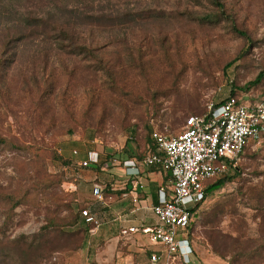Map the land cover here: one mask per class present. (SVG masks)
<instances>
[{"label": "rangeland", "instance_id": "1", "mask_svg": "<svg viewBox=\"0 0 264 264\" xmlns=\"http://www.w3.org/2000/svg\"><path fill=\"white\" fill-rule=\"evenodd\" d=\"M80 1L0 0V137L9 141L0 143V192L25 196L10 215L0 201V264H100L105 241L121 235L93 234L84 225L87 201L73 190L84 171L109 180L129 146L137 158L148 153L152 132L178 134L188 117L232 95L252 102L264 96V77L242 89L264 71V0H221L223 9L211 0H87L86 9ZM61 10V21L81 23L75 31L87 40L113 42L105 50L115 78L86 57L41 44L47 26L11 54L2 48L25 17L49 20ZM71 11L124 21L98 25ZM138 48L144 68L122 62L128 53L138 57ZM89 151L100 154V166L81 167ZM236 169L240 176L202 201L189 229L196 259L210 256L208 264H264V143L249 147ZM52 220L58 230L32 248H6Z\"/></svg>", "mask_w": 264, "mask_h": 264}, {"label": "built area", "instance_id": "2", "mask_svg": "<svg viewBox=\"0 0 264 264\" xmlns=\"http://www.w3.org/2000/svg\"><path fill=\"white\" fill-rule=\"evenodd\" d=\"M151 134L156 145L154 150L150 149L141 158L134 156L114 162L131 176L139 175L142 166L158 167L170 176L171 183L159 192L157 203L151 207L156 222L125 228L121 234H142L159 245L162 251L150 257L153 264H174L178 259L190 264L193 251L189 229L194 209L205 199L206 186L236 170L249 147L264 143V96L258 102L229 96L219 104H211L205 114L188 117L178 134L161 131ZM99 163L100 154L89 151L81 167ZM93 196L103 204V186L94 185ZM81 218L88 231L96 233L100 226L96 214L84 208Z\"/></svg>", "mask_w": 264, "mask_h": 264}, {"label": "crops", "instance_id": "3", "mask_svg": "<svg viewBox=\"0 0 264 264\" xmlns=\"http://www.w3.org/2000/svg\"><path fill=\"white\" fill-rule=\"evenodd\" d=\"M129 151H131L130 155H126L124 160L134 157V150L130 146ZM87 154L82 159L83 161L87 159ZM99 164L96 167L100 166ZM96 167L93 166V168ZM139 169V175L131 176L126 173L125 168L116 167V170L110 171L114 173L109 176L111 178L105 180L107 184L105 181H101L103 178L101 173L88 170L84 171L83 180L73 184V190L79 191V194L83 195L87 201L84 202L86 208L95 213L99 219L98 231H118L122 236L121 230L125 228L140 226L141 224L149 226L156 222L151 207L157 203L159 192L169 187L171 178L158 167L142 166ZM97 184H106L107 190L111 187V192H108L106 196L104 195L103 204L95 200L93 196V187ZM121 236L116 235V237L113 236L105 241V245H103L105 248L97 256V261L100 264H153L150 259L151 255L154 252L162 251L159 245L153 244L145 235H129L137 236L134 240H125ZM206 256L204 255L201 260H197L192 253L189 257L190 264L211 263L210 256ZM174 264L184 263L180 259L178 263L175 262Z\"/></svg>", "mask_w": 264, "mask_h": 264}, {"label": "trees", "instance_id": "4", "mask_svg": "<svg viewBox=\"0 0 264 264\" xmlns=\"http://www.w3.org/2000/svg\"><path fill=\"white\" fill-rule=\"evenodd\" d=\"M13 1V0H10ZM95 2V0H93ZM87 0H81L80 6H86ZM211 3L218 9H223V4L221 2V0H211ZM92 5V9L93 7V2L90 3ZM86 7L84 9H86ZM76 8H79V6L77 5ZM64 12L61 10L59 13V16L57 14H55V16L51 15L49 17L46 18H42V17H31V16H27L24 19V24H19V25H13V31H17L18 33H13L12 36H7L8 38L5 39L4 42H2V48L4 47L5 50L7 51V53H13L12 49L13 47L17 44V42H22L27 38H34L31 35H36L35 33H38L40 29H45V26H47L48 31L47 32V37L40 39L41 44L44 42H47V47L48 48H60L62 51L68 53L69 55L72 56H83L86 57L85 59L87 61L92 62L95 65V69L98 70H102L104 72H106L109 76V78L111 77L112 79L115 78L113 76L114 71H113V66H112V61L109 60V51L105 50V48L108 45L113 44L112 41L108 40L107 43H102V44H95L92 41L87 40L85 37L81 36L79 33H77L75 31L77 25H81L77 24L78 22L75 23V21H73L70 17L68 20H66V22H62L60 19V16H62ZM74 13H77V17L81 20H84L85 18L89 19L91 22L95 23L99 25V23L102 22H108V24H112V26H114L113 24L115 22L121 23L124 21V18L121 17L119 19V17L116 18H112V16L110 14H107L106 12H99L98 14H93V15H85L83 13H81L80 11H71L70 14H72V16H75ZM78 13H80L81 15H78ZM51 17H53V22H50ZM83 18V19H82ZM52 21V20H51ZM89 21V22H90ZM122 24V23H121ZM52 26L51 29H49V26ZM102 25V24H101ZM24 29L29 30L28 32L24 33ZM33 31V32H31ZM10 35V34H9ZM35 39V38H34ZM127 39H121V44L125 45L127 47V50L129 52L128 46L126 45ZM3 48V49H4ZM138 57H134L130 58L131 56H129V53L127 55L128 58H124L122 59V62L126 61V63L131 62L130 64H135L138 67H145V63H144V58L142 53L140 52L141 49L138 48ZM48 55V53H47ZM129 58L131 60H129ZM128 59V60H127ZM264 77V71H262L257 78L248 83L246 87H243L242 89H246L257 85ZM38 83H40V81H38L36 84L38 85ZM45 84V83H44ZM48 84V83H47ZM43 97H41L42 99ZM72 131H69V134H71ZM152 136V135H151ZM148 138V141L151 143V149L154 150L156 148V145L154 144L152 138ZM0 143L1 144H8L9 141H7L4 138L0 137ZM23 147V146H21ZM15 148H20V146H16ZM238 176H240V173L238 171V169H236L234 171V174L232 175H226L220 179L215 180L214 182L209 183L204 191V196L205 198L209 195H212L214 192L222 189L223 187H225L226 185L230 184L231 182H233ZM0 201L5 203V205L8 207V209H6V214L10 215V212L13 211V209L17 208L18 206H20L24 201H25V196H18L15 195L13 193H8V192H0ZM202 203V202H201ZM199 203L196 208H198V206H200ZM196 208L194 210H196ZM6 219L9 220V216H6ZM78 222V217L76 216L74 219V222H72V224H77ZM53 225V226H52ZM56 223H54V221L52 220V222H50L49 224L44 225L39 233L34 234L31 237L25 236V235H20L15 239L9 240L8 244H10L9 246H6V248L12 249L13 246L17 249L18 247L16 246H21V245H25L27 247H31L34 245V242L36 240H43L44 237H46L49 233H51L53 230V228L55 230H58L56 228ZM32 239V241L27 244L28 240ZM11 246V247H10ZM23 250V249H22ZM3 250H0V254L5 253ZM11 253V252H10ZM9 253V254H10ZM9 254H7V256H9ZM6 256V257H7Z\"/></svg>", "mask_w": 264, "mask_h": 264}]
</instances>
